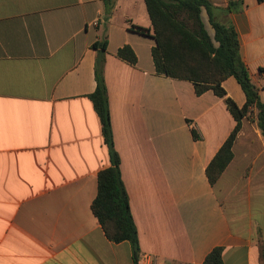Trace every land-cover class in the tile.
<instances>
[{
	"label": "crops",
	"instance_id": "0c3cea01",
	"mask_svg": "<svg viewBox=\"0 0 264 264\" xmlns=\"http://www.w3.org/2000/svg\"><path fill=\"white\" fill-rule=\"evenodd\" d=\"M220 21L236 28L264 102V0H243L241 11ZM105 38L104 76L139 264H203L218 247L224 264H262L264 137L256 110L212 186L206 169L235 120L213 91L198 96L193 83L157 74L145 0H116L108 22L103 0H0V264H134L131 244L111 242L91 208L98 175L111 166L90 99L99 56L93 44ZM126 45L137 65L118 57ZM223 87L245 105L235 78Z\"/></svg>",
	"mask_w": 264,
	"mask_h": 264
},
{
	"label": "trees",
	"instance_id": "16d2710c",
	"mask_svg": "<svg viewBox=\"0 0 264 264\" xmlns=\"http://www.w3.org/2000/svg\"><path fill=\"white\" fill-rule=\"evenodd\" d=\"M263 1V0H259ZM106 21L113 14L116 0H103ZM152 21L156 46L152 57L157 74L193 83L198 96L208 91L224 98L235 120V127L206 169L212 186L220 180L234 159L233 147L243 127L245 118L256 110L258 127L264 137V102L260 88L253 82L243 58L236 28L220 21L224 15L239 12L243 0H229L226 8H218L210 0H145ZM205 17L211 27L207 26ZM139 34L149 36L150 30L133 26ZM99 50L96 65L97 88L90 96L101 124L104 141L109 148L111 166L98 175V193L92 203V212L99 221L105 236L113 243L129 242L133 249V263L139 264L141 247L139 233L131 211L129 194L122 179L121 156L116 150L108 89L104 76L105 54L108 40L96 42ZM118 57L131 65H137L138 57L126 45L118 50ZM235 78L241 86L246 103L240 108L227 96L223 83ZM195 138H199L193 132ZM224 248H215L203 264H224ZM261 260L264 264V245L261 244Z\"/></svg>",
	"mask_w": 264,
	"mask_h": 264
},
{
	"label": "rangeland",
	"instance_id": "374dc122",
	"mask_svg": "<svg viewBox=\"0 0 264 264\" xmlns=\"http://www.w3.org/2000/svg\"><path fill=\"white\" fill-rule=\"evenodd\" d=\"M205 20H206V23H207V26H208V28H209V30H210V33H212V30H211V27H210V25H209V23H208V20H207V18L205 17ZM251 117V116H250ZM154 195L151 193L150 194V197L152 198ZM156 197L158 198V196L156 195ZM160 200L162 201V199L160 198Z\"/></svg>",
	"mask_w": 264,
	"mask_h": 264
}]
</instances>
